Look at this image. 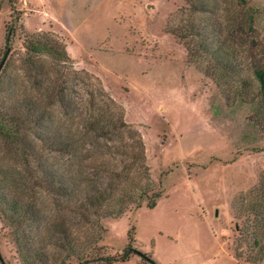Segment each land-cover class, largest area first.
Returning <instances> with one entry per match:
<instances>
[{
  "label": "rangeland",
  "instance_id": "obj_1",
  "mask_svg": "<svg viewBox=\"0 0 264 264\" xmlns=\"http://www.w3.org/2000/svg\"><path fill=\"white\" fill-rule=\"evenodd\" d=\"M245 8L255 10L253 29ZM245 8L238 0H0V63L7 26L15 29L0 72V128L17 97L44 94L30 89L29 36L49 35L66 46L71 61L55 77L72 80L66 85L70 114L52 105L53 119L28 136L34 155L0 133V189L18 194L22 204L50 202L48 184L36 183L40 166L77 170L67 155L53 153L50 139L56 129L67 135L84 124L93 81L88 73L141 133L151 177L164 192L152 209L144 200L120 217L102 219V239L91 254H121L132 231L131 245L140 253L113 264H153L151 258L158 264H264L262 218L248 210L260 200V191L251 190H264V110L258 100L251 103L258 92L253 70L264 66V0H247ZM240 23L245 30L233 34ZM204 38L212 52L235 50L236 67L227 76L206 74L207 51L191 57L188 46ZM255 208L264 210L259 203ZM18 223L0 202V264H29L21 250L27 233ZM84 233L77 232L82 242ZM62 258L49 264L77 261Z\"/></svg>",
  "mask_w": 264,
  "mask_h": 264
},
{
  "label": "trees",
  "instance_id": "obj_2",
  "mask_svg": "<svg viewBox=\"0 0 264 264\" xmlns=\"http://www.w3.org/2000/svg\"><path fill=\"white\" fill-rule=\"evenodd\" d=\"M238 5L245 8L247 0H238ZM241 12L247 27L253 29L255 10L245 8ZM243 27V23H240L236 32L232 33L241 34L240 32L245 30ZM191 28L192 33H198L194 32L193 24ZM173 33L177 37H183L177 31ZM14 34V27L7 26V52L10 51ZM53 38L39 34L26 39L25 65L28 69L27 76L32 83L30 89L43 90L44 94L34 97L29 92L23 99L17 97L4 110L7 124L0 128L3 137L17 142L23 148V153L29 156L34 155V150L28 136L37 129L35 127L44 126L48 118L53 119L55 115L50 111L52 105H63L66 108L65 110L62 106L64 114H70L67 109L70 101L67 99L66 85L72 80L57 75L55 77V71L59 73L60 66L65 73L64 68L71 60L66 46ZM212 49L205 38L195 43L193 49L188 46L191 57L202 56L203 50L208 52L210 58L207 59L210 64L204 70L216 80V75L220 78L227 76L236 67L232 63L235 50L229 48L226 51L223 47H218L212 52ZM41 55L51 57L55 63L42 61ZM84 74L89 80H96V83L92 81V84L88 80L86 92L90 111H87L84 124L76 132L68 131L67 135L56 129L50 139V149L53 153L67 155L71 165L78 166L77 170L73 169L72 172L71 168L68 169L71 174H65L57 168L47 171L43 165L40 166L41 174L36 177L40 181L36 183L40 185L43 182L41 187L48 184L50 202L38 198L35 199L38 203L33 200L22 204L18 194L11 196L6 187L0 189V202L4 201L9 205L13 221L19 222L18 226L22 227L23 233H27L23 238L21 250L29 264H49L51 258L58 261L61 256L62 262L75 257V264H113L128 261L134 253H140L131 245L134 241L130 235L132 231H129V243L121 254H91L102 239V219L120 217L133 206L141 207L144 200L147 201V207L152 209L164 193L156 188L151 177L141 133L125 121L124 112L105 94L100 80L88 73ZM253 74L258 92L254 94L251 103L258 100V109L264 110V66H255ZM245 85L247 86L246 83ZM51 128L56 127L52 124ZM262 188L255 187L251 192L260 191L258 203L264 209ZM258 203H253L248 210L255 211L262 218L264 227V210L255 208ZM79 229H85L83 242L77 234ZM131 230H134V227ZM150 260L153 264H158L153 258Z\"/></svg>",
  "mask_w": 264,
  "mask_h": 264
},
{
  "label": "water",
  "instance_id": "obj_3",
  "mask_svg": "<svg viewBox=\"0 0 264 264\" xmlns=\"http://www.w3.org/2000/svg\"><path fill=\"white\" fill-rule=\"evenodd\" d=\"M8 53H9V52H7V53L5 54V56L3 57V59H2V61H1V63H0V72H1V70H2V68H3V66H4V63L6 62V59H7V57H8Z\"/></svg>",
  "mask_w": 264,
  "mask_h": 264
}]
</instances>
